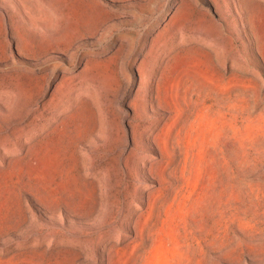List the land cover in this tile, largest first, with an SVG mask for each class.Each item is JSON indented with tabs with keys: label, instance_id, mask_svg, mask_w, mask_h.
Masks as SVG:
<instances>
[{
	"label": "rangeland",
	"instance_id": "obj_1",
	"mask_svg": "<svg viewBox=\"0 0 264 264\" xmlns=\"http://www.w3.org/2000/svg\"><path fill=\"white\" fill-rule=\"evenodd\" d=\"M0 264H264V0H0Z\"/></svg>",
	"mask_w": 264,
	"mask_h": 264
},
{
	"label": "bare ground",
	"instance_id": "obj_2",
	"mask_svg": "<svg viewBox=\"0 0 264 264\" xmlns=\"http://www.w3.org/2000/svg\"><path fill=\"white\" fill-rule=\"evenodd\" d=\"M232 4V3H231Z\"/></svg>",
	"mask_w": 264,
	"mask_h": 264
}]
</instances>
